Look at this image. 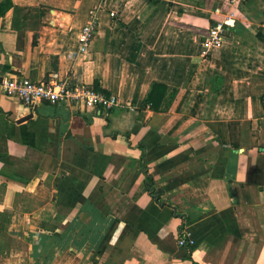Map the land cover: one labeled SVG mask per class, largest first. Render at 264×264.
<instances>
[{
  "label": "crops",
  "instance_id": "obj_1",
  "mask_svg": "<svg viewBox=\"0 0 264 264\" xmlns=\"http://www.w3.org/2000/svg\"><path fill=\"white\" fill-rule=\"evenodd\" d=\"M0 70L118 99L0 92V264H264V0H0Z\"/></svg>",
  "mask_w": 264,
  "mask_h": 264
},
{
  "label": "built area",
  "instance_id": "obj_2",
  "mask_svg": "<svg viewBox=\"0 0 264 264\" xmlns=\"http://www.w3.org/2000/svg\"><path fill=\"white\" fill-rule=\"evenodd\" d=\"M242 1L229 0V3L238 4ZM228 25H230L228 20H223L209 26L202 40L204 56L222 44ZM95 29V20H90L82 26L78 37V53L87 52ZM0 92L18 98L30 108L38 102L47 101L60 102L68 106L82 105L92 110H108L118 102L117 97L110 92L93 84H75L67 76H61L57 72L51 73L42 80L34 81L23 75L3 73L0 70ZM177 244L190 251L194 245V239L189 234L182 233L177 238Z\"/></svg>",
  "mask_w": 264,
  "mask_h": 264
},
{
  "label": "trees",
  "instance_id": "obj_3",
  "mask_svg": "<svg viewBox=\"0 0 264 264\" xmlns=\"http://www.w3.org/2000/svg\"><path fill=\"white\" fill-rule=\"evenodd\" d=\"M166 90L165 85L153 83L150 89L148 96L145 99V102L149 104L150 108L157 109L156 101H160L161 97L163 96ZM193 248V246H192ZM191 248V249H192Z\"/></svg>",
  "mask_w": 264,
  "mask_h": 264
}]
</instances>
